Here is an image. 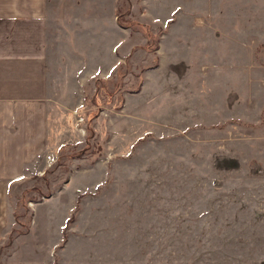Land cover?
I'll return each mask as SVG.
<instances>
[{"label": "rangeland", "instance_id": "1", "mask_svg": "<svg viewBox=\"0 0 264 264\" xmlns=\"http://www.w3.org/2000/svg\"><path fill=\"white\" fill-rule=\"evenodd\" d=\"M131 4L118 10L154 36L127 27L135 49L107 80H95L99 39L80 33L88 23L67 33L63 22L59 53L51 45L64 144L9 190L17 236L37 201L66 189L36 210L38 223L52 212L45 240H64L44 256L36 225L19 239L21 260L264 264V0H149L135 4L140 19ZM11 241L0 257L15 260Z\"/></svg>", "mask_w": 264, "mask_h": 264}, {"label": "crops", "instance_id": "2", "mask_svg": "<svg viewBox=\"0 0 264 264\" xmlns=\"http://www.w3.org/2000/svg\"><path fill=\"white\" fill-rule=\"evenodd\" d=\"M121 1L0 0V244L11 235V242L16 247L13 256L15 260L2 252L1 264L23 262L19 239L24 235L31 236L36 225L35 232L44 241V256L64 240L62 238L54 243L45 240L44 234L50 231L52 212L38 223L36 210L39 204L58 197L66 189L57 190L37 201L31 225L26 231H20L19 235L14 236L13 231L19 227V221L15 215L16 208L12 204L9 186L21 177L43 169L49 160L57 156L64 144L60 142L59 127L55 124L53 92L58 76L51 71L49 56L51 45L59 53L62 23L67 25V33L70 23L89 24L82 26L80 33L88 36L90 44L92 37L99 39V46L93 55L99 65L95 80H107L113 68L119 66L125 56L132 54L135 49H126L124 45L130 39L123 35L127 27L118 21ZM148 1L131 0L129 16L139 18L134 13L135 4L146 7ZM93 23L98 26L94 28ZM76 25L75 30L78 29ZM74 27L71 26V29ZM71 58L72 55L69 56V61ZM66 221L62 224V229L66 227ZM39 227L41 230H38Z\"/></svg>", "mask_w": 264, "mask_h": 264}, {"label": "trees", "instance_id": "3", "mask_svg": "<svg viewBox=\"0 0 264 264\" xmlns=\"http://www.w3.org/2000/svg\"><path fill=\"white\" fill-rule=\"evenodd\" d=\"M130 9H127L126 12H120L119 10V15H118V21L121 25L125 26V27H135V28H139L140 26H142L143 28L146 29V34L150 37L154 36L153 33L150 31V29L147 27V25L145 23H140L138 20H127V18L125 17L126 14L129 13ZM146 47L148 49H156L157 47H151L150 43L146 44ZM98 81H100V79H98ZM86 149L88 148L85 147ZM86 152V150H81L77 156H82L84 153ZM75 156V155H73ZM71 219V217L69 218V220Z\"/></svg>", "mask_w": 264, "mask_h": 264}]
</instances>
